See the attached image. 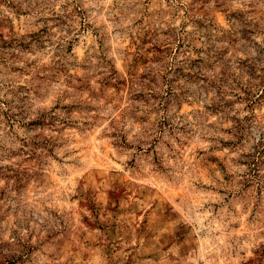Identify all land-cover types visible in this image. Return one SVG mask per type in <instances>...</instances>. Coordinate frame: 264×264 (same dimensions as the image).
Segmentation results:
<instances>
[{"label":"rangeland","instance_id":"1","mask_svg":"<svg viewBox=\"0 0 264 264\" xmlns=\"http://www.w3.org/2000/svg\"><path fill=\"white\" fill-rule=\"evenodd\" d=\"M0 264H264V0H0Z\"/></svg>","mask_w":264,"mask_h":264}]
</instances>
